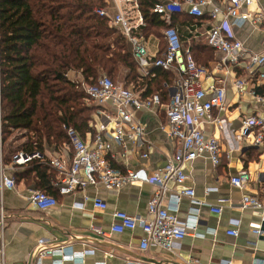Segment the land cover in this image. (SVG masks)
<instances>
[{"label":"crops","instance_id":"1","mask_svg":"<svg viewBox=\"0 0 264 264\" xmlns=\"http://www.w3.org/2000/svg\"><path fill=\"white\" fill-rule=\"evenodd\" d=\"M210 9L209 6L203 9L202 19L185 23L179 34L184 47L192 49L198 64L209 70L202 86L223 88L225 91L226 110L211 113L213 118L221 120V124L202 123L204 133L213 135L220 143V165L213 168L207 158L195 159L185 167L189 179L182 185L169 183L167 198L162 203L167 208V199L185 188H192L194 201L181 197L177 218L185 222L191 215H197L199 221L196 228L189 229L187 236L171 250L151 246L142 251L139 249L142 236L139 229L114 234L110 232V226L117 211L146 217L147 202L155 184H132L119 191H107L100 186L87 187L84 191L63 196L58 194L54 185L58 180L57 171L49 165L53 177L47 190L55 196L57 205L44 212L34 209L28 197L40 188L41 179L32 171L30 163L11 170V155L25 141V132L15 131L2 144L3 177L13 178L14 185L2 188L4 215L3 227L0 226V264H38L36 255L39 248L56 245L68 254L91 252L84 258L76 257L61 264H264V240L254 236L249 228L250 223L260 220L261 212L240 206L244 195L259 199L264 197V146H254L252 134L239 138L241 120L264 111V107L250 94L252 90L256 94L264 92V78L257 76L258 70L264 72V66L258 69L248 59L253 55H264V0H252L249 6L253 16L261 19L259 25L247 21L232 30L234 39L241 42L247 51V58L237 66L229 65L221 70L216 69L220 53L201 46L205 42L202 32L219 23V19L209 20ZM175 24L179 30V23ZM192 26L196 27V31ZM143 43L149 55L158 54L160 41L157 37H148ZM151 69L154 68L149 71ZM237 79L247 82L246 90L241 94L233 87ZM100 119L99 116L97 121H93L95 132L100 125L103 126ZM137 119L144 130L143 146L129 158L128 167L144 179L171 160L178 148L162 129L165 121L162 109L139 112ZM111 127L112 124H109L107 129ZM85 140L89 141L90 136L87 135ZM114 147L118 149L117 145ZM42 153L48 159L71 157V152L62 149V145L57 150L44 146ZM141 153H147L148 157L140 158ZM122 166L120 160L112 163L116 169ZM240 171H246L248 175L243 189L231 185L229 181ZM94 197L107 205L105 210L93 209L91 200ZM208 206L221 207L222 213H212ZM231 220L239 222L235 237L226 234L231 228ZM59 259L46 258L41 264H56Z\"/></svg>","mask_w":264,"mask_h":264},{"label":"built area","instance_id":"2","mask_svg":"<svg viewBox=\"0 0 264 264\" xmlns=\"http://www.w3.org/2000/svg\"><path fill=\"white\" fill-rule=\"evenodd\" d=\"M105 8H96L94 13L105 17L109 26L131 45L133 59L138 72L142 77L148 75L150 68H158L165 72H174L176 78L172 85H164L168 101L163 103L158 93L141 97L131 86L122 82L114 83L106 75L97 78L94 84L85 86L86 102L98 108L97 116L101 117L100 129L95 137L89 141L81 139L72 128H64L67 142L62 144V149L71 152L69 159L62 156L46 158L43 153H31L19 150L11 155V170L27 165L33 161H44L57 171L58 180L54 185L60 195H71L77 191H84L87 187H102L107 191H119L132 184L152 183L155 190L147 202L146 217L130 216L125 212L117 211L113 214L114 222L110 232L121 234L125 231H141L139 249L147 250L149 247H158L171 250L179 245L187 236L189 229L193 230L198 225V216L191 215L185 222L177 218L180 198L189 197L194 201L192 188H185L167 199L169 206L163 207L162 203L167 198V185H182L189 175L185 167L197 158H207L213 168L220 165L221 146L213 135H207L202 129L203 121L220 125L219 118H213L211 113L215 110L222 113L227 108L225 91L223 88L202 86L203 79L208 76L209 70L196 64L188 47H184L172 18L185 12L195 20L203 16V9L209 6L210 21H217L202 32L206 45L221 55L216 69L221 70L226 66H237L240 61L247 58V51L243 44L234 39L232 30L250 21L259 25L261 19L253 16L249 11L252 0H162L155 4L153 12L158 14L166 25L162 34L166 41V50L160 56H151L147 53L141 36L136 34L139 27L143 26V18L138 9L137 0H104ZM114 10V12H112ZM196 31V27L192 26ZM253 65L259 68L264 66V55H253L248 58ZM257 69V70H258ZM257 76L264 78V72L258 70ZM247 82L237 79L234 89L238 94L246 90ZM257 102L264 107V92L250 93ZM164 113V129L167 137L178 148L171 160L151 176L141 178L138 172L128 167V160L143 146L144 130L139 124L137 114L140 112L161 110ZM106 123V124H104ZM112 124L108 130L107 126ZM108 132V133H107ZM252 134L254 146H264V111L245 116L241 120L239 138ZM115 145L118 149H115ZM147 153H141L140 158L146 159ZM116 160L122 162L121 169L112 167ZM248 175L240 171L230 178V184L243 189L246 186ZM14 179L3 177L2 165V114L0 98V226L3 227V200L2 188H12ZM29 204L38 211H47L57 205L56 198L46 192L34 190L28 197ZM95 210H105L107 205L97 197L92 200ZM240 206L261 212L260 220L249 224L254 236H259L264 223V197L244 195ZM212 213L220 215L221 207L208 206ZM239 222L231 220L226 232L228 236H237L235 230ZM91 252L78 254L65 253L60 246L40 247L36 261L41 264L46 258H57L56 264L73 260L76 257L84 258Z\"/></svg>","mask_w":264,"mask_h":264},{"label":"trees","instance_id":"3","mask_svg":"<svg viewBox=\"0 0 264 264\" xmlns=\"http://www.w3.org/2000/svg\"><path fill=\"white\" fill-rule=\"evenodd\" d=\"M161 2L137 0L143 26L136 34L143 40L159 39L156 57L167 46L162 34L166 25L153 12ZM105 7L104 0H0L2 144L13 132L24 131L25 141L17 151L42 153L44 146L57 150L67 142L64 128L74 129L83 140L87 135L93 139L92 115L98 108L86 102L85 86L101 75L131 86L141 97L158 93L167 103L164 85H172L176 74L154 68L142 77L130 43L107 18L94 13ZM172 21L174 27L179 23V33L195 19L182 12ZM201 46L213 50L205 42ZM190 52L198 64L191 48ZM29 166L41 179L37 190L50 195L47 188L53 176L48 164L34 161Z\"/></svg>","mask_w":264,"mask_h":264},{"label":"water","instance_id":"4","mask_svg":"<svg viewBox=\"0 0 264 264\" xmlns=\"http://www.w3.org/2000/svg\"><path fill=\"white\" fill-rule=\"evenodd\" d=\"M104 124H106V123H104ZM259 238L261 240H264V223H263V226L261 228V231H260V234H259Z\"/></svg>","mask_w":264,"mask_h":264},{"label":"rangeland","instance_id":"5","mask_svg":"<svg viewBox=\"0 0 264 264\" xmlns=\"http://www.w3.org/2000/svg\"><path fill=\"white\" fill-rule=\"evenodd\" d=\"M116 83H117V81H116ZM91 106H93V105H91ZM92 116H93V118H94L93 121H97L98 116L96 115V113H94ZM96 117H97V118H96Z\"/></svg>","mask_w":264,"mask_h":264}]
</instances>
